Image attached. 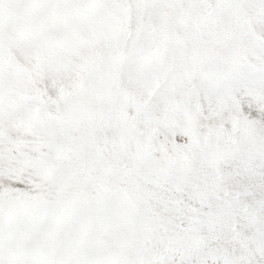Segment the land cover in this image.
Masks as SVG:
<instances>
[{
    "label": "snow or ice",
    "instance_id": "6c2138e0",
    "mask_svg": "<svg viewBox=\"0 0 264 264\" xmlns=\"http://www.w3.org/2000/svg\"><path fill=\"white\" fill-rule=\"evenodd\" d=\"M0 264H264V0H0Z\"/></svg>",
    "mask_w": 264,
    "mask_h": 264
}]
</instances>
